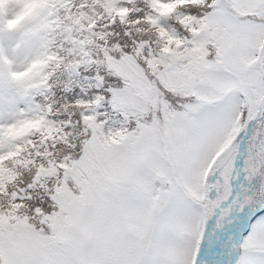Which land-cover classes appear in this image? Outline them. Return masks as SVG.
<instances>
[{"label": "snow or ice", "instance_id": "1", "mask_svg": "<svg viewBox=\"0 0 264 264\" xmlns=\"http://www.w3.org/2000/svg\"><path fill=\"white\" fill-rule=\"evenodd\" d=\"M0 264H264V0H0Z\"/></svg>", "mask_w": 264, "mask_h": 264}]
</instances>
